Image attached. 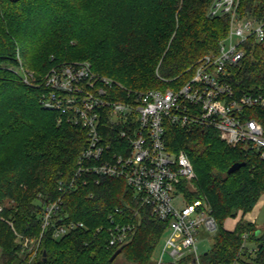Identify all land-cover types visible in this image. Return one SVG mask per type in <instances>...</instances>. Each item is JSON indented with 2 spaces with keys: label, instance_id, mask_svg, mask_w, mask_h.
<instances>
[{
  "label": "trees",
  "instance_id": "1",
  "mask_svg": "<svg viewBox=\"0 0 264 264\" xmlns=\"http://www.w3.org/2000/svg\"><path fill=\"white\" fill-rule=\"evenodd\" d=\"M209 4L210 0H0V62L18 65L20 56L39 83L53 65L88 60L95 72L120 83L121 92L174 87L187 80L191 65L217 50L227 34L228 19L209 16ZM239 11L264 19V0H241ZM230 81L237 94L264 95V42L250 41ZM44 90L0 66V264H115L120 256L132 264H153L167 222L141 206L123 179L103 177L99 183L59 190V181L68 180L75 170L86 131L59 122L57 111L44 108ZM247 111L264 126L263 109ZM166 136L169 149L185 151L195 167L198 192L189 193L190 200L208 199L218 224L201 263L232 264L240 255L242 264H264V230L242 220L233 229L224 224L238 210L252 211L264 192L260 152L229 145L208 129L169 124ZM235 162L245 165L228 173ZM59 197L62 220H81L86 227L61 238H55L50 227L36 256L24 259L14 229L38 237L45 204ZM5 200L11 203L5 205ZM111 213L120 222L135 223L130 240L113 260L119 246L109 245ZM244 232H250L253 253L241 252Z\"/></svg>",
  "mask_w": 264,
  "mask_h": 264
},
{
  "label": "built area",
  "instance_id": "2",
  "mask_svg": "<svg viewBox=\"0 0 264 264\" xmlns=\"http://www.w3.org/2000/svg\"><path fill=\"white\" fill-rule=\"evenodd\" d=\"M240 1L210 0L208 15L226 17L227 34L217 50L197 59L188 69L190 77L174 87L121 92L120 83L95 72L88 60L53 65L39 83L18 56L20 70L16 72L22 81L45 88L43 107L57 111L59 122L86 131L75 170L68 180L59 181V190L75 189L91 181L99 183L103 177L123 179L141 206L148 207L154 218L167 222L161 254L154 264H202L198 243L205 238L201 239V231L214 235L218 229L208 199L188 198L196 170L185 151L169 149V124L215 131L227 144L256 149L264 159L262 120L247 111L264 110V95L237 94L230 81L250 41L264 42V19L243 15ZM61 205L62 197L45 204L40 235L25 238L24 259L36 256L50 227L55 238L86 227L81 220L63 221L59 216ZM115 211L122 213L119 208ZM109 219V245L123 246L134 233L135 223L120 222L113 213ZM249 237L250 232L242 234V253L255 250L249 246ZM167 254L173 262L163 261ZM232 264L242 263L236 259Z\"/></svg>",
  "mask_w": 264,
  "mask_h": 264
},
{
  "label": "rangeland",
  "instance_id": "3",
  "mask_svg": "<svg viewBox=\"0 0 264 264\" xmlns=\"http://www.w3.org/2000/svg\"><path fill=\"white\" fill-rule=\"evenodd\" d=\"M0 66H7L9 69L14 70L15 72L17 70H20L19 64L18 65H15V64L13 65V64H7L6 62H0ZM25 68H28V67H25ZM16 73H18V72H16ZM195 182H196V179L193 181L192 185H190V187H191V189L193 191L192 193H197L198 192V187H197V185H196ZM188 198L190 200V197H188ZM9 203H11L10 200H5V202H4L5 205H8ZM251 213L254 214V215H256L255 222L257 223V225L255 223L247 220L246 218L249 219V217H248L249 215L246 216V218H245V216H244L245 214H243L242 210H238V212L235 215V217H228L225 220V223L226 224L225 223L224 224L226 226H228V227H233L235 225L236 221H237V218H238V221L239 220H242L244 222H251L254 225L253 227H255L257 229L264 230V192L261 193V195L259 196L257 205L255 206V208L252 210ZM236 225H237V223H236ZM236 225H235V227H236ZM14 233H16V242L20 246L19 251H18V253L20 254L22 252L23 245L25 243V238H28V236H25V235H22V234L18 233L17 231H15V229H14ZM165 236L166 235H164V237ZM61 237H63V236H61ZM61 237H59V238H61ZM164 237H162L161 241L157 245V248H156L155 253H154L155 258L156 257H160L161 250H162V247H163ZM200 237H201V239L205 238V239L201 240L198 243L199 252L200 253H203V252L207 251L211 247V244H212L214 235L212 233L209 235L207 232L201 231ZM29 238L34 239L35 237H30L29 236ZM253 244L254 243H252V242L249 241V246L250 247L254 248V245ZM238 258L241 260V256L240 255H239ZM163 261L165 263L173 262L172 258L169 257L168 254L164 257ZM115 264H132V263L128 262L122 256H120L117 259V261H116ZM153 264H154V262H153Z\"/></svg>",
  "mask_w": 264,
  "mask_h": 264
},
{
  "label": "water",
  "instance_id": "4",
  "mask_svg": "<svg viewBox=\"0 0 264 264\" xmlns=\"http://www.w3.org/2000/svg\"><path fill=\"white\" fill-rule=\"evenodd\" d=\"M245 165V162H235L234 164L231 165V167L228 169V173H233L234 171L240 169L242 166ZM259 232V230L257 231V233ZM123 249V246H120L115 252L114 254L111 256V260H113ZM46 253L44 252V255Z\"/></svg>",
  "mask_w": 264,
  "mask_h": 264
},
{
  "label": "crops",
  "instance_id": "5",
  "mask_svg": "<svg viewBox=\"0 0 264 264\" xmlns=\"http://www.w3.org/2000/svg\"><path fill=\"white\" fill-rule=\"evenodd\" d=\"M257 205V204H256ZM255 208V207H254ZM253 208V209H254ZM252 211H250V212H248V213H246L244 216H245V218H246V216H248L249 217V219L248 218H246L247 220H249V221H251V222H253V223H255L256 225H257V223L255 222V218H256V215H254V214H252L251 213ZM237 221H238V218H237ZM237 221H236V223H237ZM227 222V221H226ZM236 223H235V225H236ZM226 224V223H225ZM235 225L233 226V227H228V226H226L225 225V227L227 228V229H233V228H235Z\"/></svg>",
  "mask_w": 264,
  "mask_h": 264
}]
</instances>
